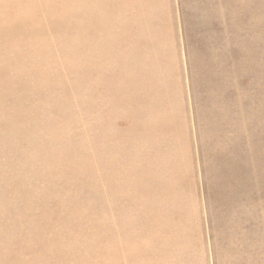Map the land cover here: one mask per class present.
<instances>
[{"label":"rangeland","instance_id":"1","mask_svg":"<svg viewBox=\"0 0 264 264\" xmlns=\"http://www.w3.org/2000/svg\"><path fill=\"white\" fill-rule=\"evenodd\" d=\"M35 5L0 27V264H264V0L0 23Z\"/></svg>","mask_w":264,"mask_h":264},{"label":"bare ground","instance_id":"2","mask_svg":"<svg viewBox=\"0 0 264 264\" xmlns=\"http://www.w3.org/2000/svg\"><path fill=\"white\" fill-rule=\"evenodd\" d=\"M3 13L5 15L6 10L8 9L7 6H4L3 8ZM3 16V14H2ZM7 16L9 18L8 21H4L2 23H0V27H9L11 30L15 31V32H22V28L26 27V25L32 24L35 21H38L40 18L43 17V12L41 11V5H35L33 6V8H31L30 10L27 11H22L20 13H15L12 14V17L9 13H7ZM25 18V19H23ZM34 20V21H31ZM41 23H36L35 25H40ZM17 27H20L19 29H17ZM93 47V46H92ZM103 57V56H102ZM50 58V57H49ZM75 60V59H74ZM111 60V59H110ZM96 84V83H95ZM150 121V120H149ZM143 125V124H142ZM165 136V135H164ZM146 139V137H144ZM143 138V139H144ZM159 140V139H158ZM132 141V140H131ZM141 141V140H140ZM149 142V141H148ZM156 142V141H155ZM132 147V146H131ZM138 151V150H137ZM120 168V167H119ZM127 169V168H126ZM149 171V170H148ZM128 174V173H127ZM160 183V182H159ZM147 189V188H146ZM126 215V214H125ZM119 221V220H118ZM105 222V221H104ZM107 223V222H106ZM119 224V223H118ZM61 227V226H60ZM120 227V226H119ZM125 232V230H124ZM84 234V233H83ZM76 238V237H75ZM118 238V237H117ZM127 238V237H126ZM16 239V238H15ZM108 239L110 240V236H108ZM115 239V238H114ZM113 239V240H114ZM80 241H84L83 242V248H84V254H88L90 252H92V250L94 249V245L86 242L87 238H79ZM94 240V239H93ZM54 241V240H53ZM118 241V240H117ZM108 243V242H107ZM118 243V242H117ZM116 243V244H117ZM118 245V244H117ZM116 245V246H117ZM114 246V245H113ZM121 246V245H120ZM58 247V246H57ZM101 249V248H100ZM120 262V260H119ZM121 264H125L124 260L123 262H121ZM195 264V263H194Z\"/></svg>","mask_w":264,"mask_h":264}]
</instances>
